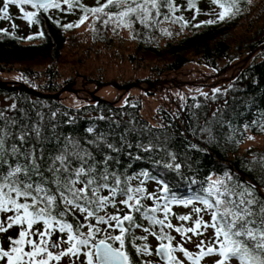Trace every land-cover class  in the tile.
<instances>
[{"label": "trees", "instance_id": "16d2710c", "mask_svg": "<svg viewBox=\"0 0 264 264\" xmlns=\"http://www.w3.org/2000/svg\"><path fill=\"white\" fill-rule=\"evenodd\" d=\"M55 2L60 4V8L47 11L34 9L30 4L23 5L24 12L35 13L31 24L15 5L8 9L11 19H0V72H18L20 80L17 85L23 83L43 94H55L62 86L58 81V66L62 63L66 34L79 27L68 28L67 25H80L82 17H95V29L102 35L99 38L108 45L114 36H105L107 31L112 29L111 33L115 34L119 29L111 24L104 25L102 21L106 16L86 12L97 6L96 0ZM172 3L176 7L175 12L162 10L167 18L162 14L147 27L139 22L126 27L132 48L122 59L135 70L146 73L143 79L136 78V82L143 80L153 84L149 89L136 88L142 95L152 98L150 103L159 100L160 94L174 100V103L167 102V106L157 105L153 111L154 118L149 119L143 114L144 102L131 94V90L119 98L122 91L112 86L108 87L117 92L114 101L101 96H87L88 99L83 91L80 93L84 96L80 98L84 97L85 102L77 107L65 105L61 96L50 98L19 89L6 91L0 88V111L15 119L17 127L40 122L45 126V135L49 139L73 137L89 148L88 140L104 134L107 141L120 149L118 152L104 149L105 154L115 157L110 162V171H117L122 178L148 172L155 179L140 177L144 180L142 186L146 195H164L161 185L156 183V180H162L177 199H193V204L188 206L170 205L171 224L187 227L192 220L185 222L176 217L190 215L193 220L196 218L192 208L203 206L194 197L212 180L223 179L227 173L234 180L261 183L258 165L253 162L264 158V149L250 147L241 153L240 146L249 133L264 134V1L239 0V12L235 16L226 13L222 21L216 15L223 10L219 5L231 3V0H217L216 4L212 0H172ZM105 11L118 10L109 7ZM208 20L215 22L205 23ZM163 30L169 34L163 36L164 33H160ZM251 52L248 61L244 62ZM86 71L79 73L75 70L65 82L80 80L84 85L95 87L106 82L100 72L91 77ZM109 81L117 85L127 84L121 77H113ZM211 82L215 84L210 85ZM156 92H160L155 96L157 99L151 97ZM89 128L94 131L89 133ZM149 144L151 149L148 152L140 147ZM54 146L55 141L45 144L48 149ZM94 155L97 159L102 158L95 151ZM138 156L142 159L137 160ZM165 163L179 164L180 168L168 169L164 167ZM129 183L135 187L139 180L133 179ZM164 202L158 201L161 205ZM142 203L155 206L152 200L145 199ZM201 215L205 221L210 219L203 212ZM157 218L163 219V212L157 213ZM141 223L143 227H153L146 220ZM153 230L159 232V226ZM17 231V228H12L0 233V246L8 248V236H16ZM133 232L137 237L147 236V240H135L133 243L141 248L146 244L148 250L155 253L159 242L154 236L145 233L143 228L133 229ZM165 232L175 238L172 241L174 246L180 244L189 252L193 251L186 245L187 237L168 228ZM211 234L212 229L209 228L203 237H196L207 239ZM126 247L135 264H163L154 254H137L127 242ZM176 253L190 264L181 252L174 253L179 258ZM211 258L207 264H214L219 259L218 256Z\"/></svg>", "mask_w": 264, "mask_h": 264}, {"label": "snow or ice", "instance_id": "6c2138e0", "mask_svg": "<svg viewBox=\"0 0 264 264\" xmlns=\"http://www.w3.org/2000/svg\"><path fill=\"white\" fill-rule=\"evenodd\" d=\"M96 2L97 6L86 12L102 14L107 17L102 21L104 25L114 23L117 27L130 28L136 22L147 27L162 14L167 18L162 10L176 11L172 0ZM212 3L216 4L217 0ZM25 4L45 11L60 8L55 0H2L0 19H11L8 9L15 5L31 24L35 13L24 12L22 6ZM109 7L118 11H105ZM219 7L223 10L216 15L221 21L226 18V13L235 16L240 10L239 0L222 3ZM83 22L84 17L80 23ZM214 22L205 21L208 24ZM74 26L79 25L66 27ZM17 123L0 111V233L18 229L16 236H8V248L0 246L3 264H61L64 258H67L65 264H135L126 242L137 254H154L163 264H184V259L174 255L177 251L190 264H201L202 259L212 256L219 257L214 264H264V158L253 162L258 165L259 185L234 180L226 173L225 178L202 186L201 193L194 197L203 206L192 208L196 214L194 220L190 215L176 217L185 222L192 220V224L174 226L169 221L170 205L188 206L193 204V199H177L162 180H156V183L161 185L164 195H146L142 186L144 180L140 177L155 179L148 172L122 178L117 171H110V162L115 157L105 154L104 149L111 152L120 149L107 141L104 134L88 140L89 148L73 137L49 139L40 122L19 127ZM93 131L88 129L89 133ZM54 141L53 148L45 147L46 143L53 144ZM140 147L145 152L151 149L150 144ZM94 151L102 158L97 159ZM164 167L178 170L180 165L165 163ZM133 179L139 180L135 187L129 183ZM145 199L154 201L155 206L143 204ZM160 200L165 202L161 205ZM110 208L115 211H108ZM159 212H163V219L157 218ZM202 212L210 217L208 221L204 220ZM144 220L153 227H143L141 221ZM155 226H159V232L153 230ZM140 228L159 242L155 253L149 251L146 244L141 248L133 243L147 240V236L137 237L133 232ZM166 228L187 237L188 242H192L188 233L203 237L211 228L212 234L195 242L197 252L192 253L180 244L174 246L175 238L165 232Z\"/></svg>", "mask_w": 264, "mask_h": 264}, {"label": "rangeland", "instance_id": "374dc122", "mask_svg": "<svg viewBox=\"0 0 264 264\" xmlns=\"http://www.w3.org/2000/svg\"><path fill=\"white\" fill-rule=\"evenodd\" d=\"M253 1L258 2L262 0ZM1 4L2 2H0V6ZM95 21V17H88L84 19V22L81 23L76 30H73L72 32H68L66 34L67 41L63 49V54L61 56L62 63H60V65L58 66V72L60 74V78L58 79V81L62 83V86L59 90L61 91L64 87H67V90L62 91L59 94V96L62 97V102L65 105L72 107L80 106L85 102V100L82 99L84 97L80 98L81 96H84L83 94H81L83 93V91H85L86 93L85 97L101 96L102 98L112 102L117 96V92L113 89L111 90L110 87H108L112 86L116 90L122 91V94L119 96V98L124 93L131 90V94L136 95L140 99H142V101L144 102L143 114L149 119L154 118L153 111L157 105L167 106V102L174 103V100L172 101L169 98L170 96H168L167 98L166 96L164 97L163 94H160L161 96H159L158 100L155 96L158 95L160 92H156L154 96H151L155 97L157 100L150 103L152 98H148L149 96L142 95L141 90H139L138 88L133 87L129 90L124 91L123 89L116 87L124 85H117L109 81L113 77H121V79H124L127 84L140 83L142 85L140 86L141 88H152L150 84L143 80L141 82L135 81L136 78L143 79L146 76L144 70L137 71L130 64L123 60L132 48L130 40L131 37L129 36L128 28L120 26L115 34L111 33L112 29L108 30L105 36H107L108 38L110 36H114V38H112L111 45H108L104 41L100 40L99 37L102 35L95 29ZM110 24L113 25V28L117 27L114 23ZM160 33H164L165 35L163 34V36L169 34V32H167L166 34L165 30L161 31ZM160 33H158L156 36H158ZM116 55L120 58L118 59ZM75 70H78L79 73H82L84 70H87V74L91 77H95L96 74L100 72L103 79H106V82L97 87L91 84L84 85L80 82V80H78V82H65L70 76L74 74ZM102 72L105 74H103ZM215 76H219V74H216ZM212 77L214 76H211V78ZM19 80L20 76L16 71L0 72V81L5 82L8 85H17V83H19ZM179 83L182 84L183 82L180 81ZM212 84L215 83L211 82L210 85ZM171 91L177 92V90ZM165 93L167 94L166 91ZM249 137H251V139H249ZM250 147L264 149V134L255 135L249 133L245 141L240 146V152L242 153L244 150ZM190 236L192 237V242H188L186 243V245L193 249L192 253H195L197 250L195 247V242H198L200 239H198L196 236H192V234H190ZM176 255L179 257V259H182L179 253H176ZM210 259L212 258L205 257L204 259H202L201 264H207L208 260ZM66 260L67 258H64V260L61 261V264H65ZM184 264H188V262H185Z\"/></svg>", "mask_w": 264, "mask_h": 264}, {"label": "water", "instance_id": "95a60500", "mask_svg": "<svg viewBox=\"0 0 264 264\" xmlns=\"http://www.w3.org/2000/svg\"><path fill=\"white\" fill-rule=\"evenodd\" d=\"M2 6V5H1ZM252 53L253 52H251L250 54H248L245 58H244V62H247L248 61V59L250 58V56L252 55ZM153 84H151V86H152ZM116 86V85H115ZM141 86V84L140 83H130V84H127V85H124V86H116V87H118V88H120V89H123L124 91H126V90H128V89H130V88H132V87H140ZM0 88L1 89H4V90H6V91H13V90H17V89H19V90H23V91H26V92H28V93H30V94H33V95H37V96H43V97H50V98H57L58 96H59V94L62 92V91H64V90H67V87H64L61 91L59 90L58 92H56L55 94H43V93H41V92H39V91H36L35 89H33V88H29V87H27L25 84H23V83H20L19 85H8V84H6L5 82H1L0 81ZM94 99H99L98 97H95ZM157 248V247H156ZM156 248H155V250H156ZM157 258H158V260L160 261V262H163V261H161L160 259H159V257L158 256H156Z\"/></svg>", "mask_w": 264, "mask_h": 264}, {"label": "flooded vegetation", "instance_id": "af4514ba", "mask_svg": "<svg viewBox=\"0 0 264 264\" xmlns=\"http://www.w3.org/2000/svg\"><path fill=\"white\" fill-rule=\"evenodd\" d=\"M0 264H3V262H0Z\"/></svg>", "mask_w": 264, "mask_h": 264}]
</instances>
